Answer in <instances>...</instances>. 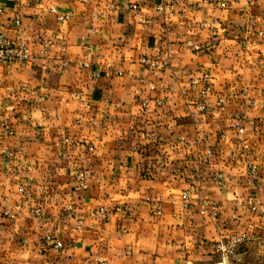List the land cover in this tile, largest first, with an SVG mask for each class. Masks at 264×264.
I'll use <instances>...</instances> for the list:
<instances>
[{
    "label": "crops",
    "instance_id": "1",
    "mask_svg": "<svg viewBox=\"0 0 264 264\" xmlns=\"http://www.w3.org/2000/svg\"><path fill=\"white\" fill-rule=\"evenodd\" d=\"M0 8L31 47L0 63V264H212L241 233L230 264H264V0Z\"/></svg>",
    "mask_w": 264,
    "mask_h": 264
},
{
    "label": "built area",
    "instance_id": "2",
    "mask_svg": "<svg viewBox=\"0 0 264 264\" xmlns=\"http://www.w3.org/2000/svg\"><path fill=\"white\" fill-rule=\"evenodd\" d=\"M86 1V0H84ZM135 8V6H132ZM158 11H160L165 17H169L172 15L171 8L169 3L162 1L157 5ZM50 10L56 14L57 19L60 22H64L70 19L71 12H63L58 10L56 7H51ZM2 9L0 8V12ZM95 15V14H94ZM50 43L48 40L45 43H42L43 46H46ZM186 44L190 46L194 51H201L202 46L199 44H195L191 41H187ZM31 59V47L29 40L24 35H19L15 38H9L5 35L4 32L0 30V63L12 64V63H26ZM139 63L142 66H145L151 70H161L166 65L165 60H159L156 58H151L149 56H141L139 58ZM207 90V89H206ZM198 110H204L205 105L200 103L197 105ZM201 124L198 125V128H201ZM13 133L12 129L7 130V134L11 135ZM242 135V131L239 132ZM243 142V140H241ZM91 149V147H90ZM209 151L207 150V153ZM8 156H11V153L8 152ZM251 171H255L253 166H250ZM75 179L79 183V185L83 188L86 187V182L83 178V174L81 172L75 175ZM26 187L24 185H20L18 188L19 192H24ZM183 197L186 198V195L183 194ZM253 211L264 212V205L252 206ZM218 207L213 205L210 209V214L214 217L217 215ZM36 214H39L40 210L36 209L34 211ZM98 214H103L104 210L100 208L97 212ZM96 214V213H94ZM250 237L246 233H241L237 235H232L229 237L220 238L218 241L214 242L212 246L213 253L215 255L214 261L212 264H230L233 256L236 255L238 247L249 240ZM46 244L50 245L52 249L55 251L61 250L64 247V244L58 239H52L50 237L45 238ZM70 256V255H69ZM178 264H187L186 262H180Z\"/></svg>",
    "mask_w": 264,
    "mask_h": 264
}]
</instances>
